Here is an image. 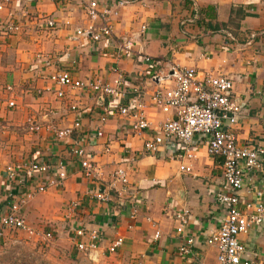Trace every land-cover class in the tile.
Returning a JSON list of instances; mask_svg holds the SVG:
<instances>
[{"label": "crops", "instance_id": "0c3cea01", "mask_svg": "<svg viewBox=\"0 0 264 264\" xmlns=\"http://www.w3.org/2000/svg\"><path fill=\"white\" fill-rule=\"evenodd\" d=\"M89 1H96L101 12L113 9L121 0H15L0 12L1 22L11 20L20 26L19 33L0 34V174L8 165L19 168L28 163L35 152L49 165L64 164L69 173L64 188L36 195L25 208L33 213L47 200L53 206L81 200L74 213V231L99 234L98 261L113 257L118 264H217V249L206 245L205 239L219 229L223 218L214 201L223 186L221 163L208 156L203 143L193 147L192 160L182 162L191 167L190 174L179 171L182 163L176 160L178 145H164L151 155L144 152V143L158 134L159 126L172 118L173 112L163 113L151 104L158 84L150 79L154 70L140 58L146 55L161 60L158 70L162 72L177 65L231 79L232 97L242 108L234 127L238 141L264 146L263 0H125L124 8L109 18L113 35L99 42L75 36L76 28L101 25L86 16L84 5ZM238 8L242 16L236 18L231 9ZM50 19L59 22L61 28H46L44 24ZM67 22L69 26L64 25ZM122 38L135 43L136 55L115 60L113 55ZM38 56L51 57L54 62L45 67ZM117 72L125 77L123 94L106 100L110 111L101 125L98 121L104 112L92 94L65 89L64 98L58 99L50 91L49 77L53 74L70 73L82 82L113 84ZM8 85L14 89V110L8 109L2 99V89ZM163 87L172 88V84ZM134 88L141 90L140 96L132 93ZM134 101L146 105L144 117L151 125L140 134L133 133L131 119L115 109ZM77 113L82 144L100 169L97 183L87 180L69 155L70 141L59 142L53 136V128L71 127ZM28 120L42 129L30 132ZM97 131H101V137ZM73 138L78 137L74 134ZM118 167L127 169L129 175V185L120 200L115 193L107 203L83 198L99 184L107 183ZM244 186L241 196L248 201L260 188L259 178L245 176ZM9 191L4 176L0 177L2 208ZM132 208L136 209L134 218ZM182 209L189 211L184 235L176 232L175 221ZM64 216L63 211V220ZM186 237L194 239V246L182 258L178 249L185 245ZM117 238L122 239V245L115 253H108L107 247ZM239 238L264 260V223ZM82 240L74 236V248L75 242ZM80 253L88 259L77 251V255Z\"/></svg>", "mask_w": 264, "mask_h": 264}, {"label": "built area", "instance_id": "2783aa9c", "mask_svg": "<svg viewBox=\"0 0 264 264\" xmlns=\"http://www.w3.org/2000/svg\"><path fill=\"white\" fill-rule=\"evenodd\" d=\"M13 1L15 0H0V12ZM52 1L61 3L64 0ZM126 4L127 1L121 0L113 9H104L100 12L96 1H89L84 5L85 14L91 21H100L101 25L99 28L93 26L87 29L76 28L75 36L90 37L94 42L109 39L113 35L109 18L112 15L115 16ZM64 25L69 26V23ZM44 26L48 29L61 28V24L52 19L45 22ZM144 30L145 27H142L141 31ZM19 32L20 26L16 22L0 21L1 36ZM254 37L255 35H252L251 39ZM134 47L135 43L132 40L120 39L113 55L115 60L133 58L136 55ZM38 58L42 59L45 67L51 66L54 62L51 57L38 56ZM140 59L142 63L154 70L150 79L151 82L158 84V88L150 97L151 104L163 113L173 112V117L159 126L158 134L144 143V152L151 155L157 153L164 145H178L180 150L176 154V160L182 163L192 160L195 157L193 147L203 143L208 156L220 161L223 176L222 189L214 196L215 203L223 212V218L219 229L208 235L205 244L217 249V264H264V260L260 259L255 252L249 251L239 238L242 234L264 223V146L242 145L238 141L234 127L238 124L242 108L232 97L233 81L223 75L215 76L192 67L177 65H172L168 71L162 72L158 70L161 60L146 55L141 56ZM49 81L50 91L58 99L64 98L65 89L92 94L96 104L100 105L104 112L98 121L101 125L105 123L106 115L110 111L105 106L106 100L123 94L121 91L125 84V77L117 72L113 84H104L100 80L82 82L74 79L70 73H62L51 75ZM166 83L169 85L171 83L172 88L163 87ZM13 91L11 85L2 89V99L10 110L17 108ZM132 93L140 96L142 92L139 88H134ZM145 108L146 105L135 101L132 104L115 107L120 116L131 119L130 128L135 134L151 129L150 123L144 117ZM71 110L75 113L76 107L72 106ZM27 123L30 132H39L42 129L33 121L28 120ZM80 133L79 113L76 114L71 127L53 128V136L57 141H70L69 155L77 161L83 176L97 183L101 177L100 169L87 154ZM74 134L78 138H73ZM97 136H102L101 131H97ZM179 171L190 174L191 167L182 163ZM253 175L259 178L260 188L253 191L254 198L243 201L241 192L245 187L244 177ZM3 176L10 191L7 193L5 201L8 202H5V208H2L0 204V232L2 230L21 231L39 242H49L52 239V233L38 232L26 223L23 208L36 195L64 188L69 176L65 165L62 163L49 165L40 154L35 152L30 161L19 168L12 165L6 166ZM128 185L127 169L118 167L107 183L99 184L94 190L85 193L83 198L107 203L115 193L120 200V195ZM23 189L26 191L23 192ZM14 196L19 198L13 201L11 198ZM80 201L75 200L67 204L66 218H70L79 209ZM135 215L136 209L132 208L131 218ZM175 221L176 232L184 235L189 221V211L186 209L178 211ZM74 235L83 239L75 242V249L84 253L90 261H97L99 234L95 231L87 233L84 229H77ZM158 236L159 233L156 232L155 237ZM84 239L87 241L85 242ZM121 245L122 239L117 238L107 247V252L115 253ZM193 246L194 239L186 237L185 245L178 249V255L182 258L188 256Z\"/></svg>", "mask_w": 264, "mask_h": 264}, {"label": "rangeland", "instance_id": "374dc122", "mask_svg": "<svg viewBox=\"0 0 264 264\" xmlns=\"http://www.w3.org/2000/svg\"><path fill=\"white\" fill-rule=\"evenodd\" d=\"M49 202L47 200L38 204L39 209L33 213L25 208L26 205L23 216L26 223L38 232L52 231V239L42 243L21 231L2 230L0 264H118L113 257L93 262L81 253L77 255L73 246L75 215L70 218L64 216L69 220L68 223L64 222L66 219L63 220V211L65 212L67 204L53 206Z\"/></svg>", "mask_w": 264, "mask_h": 264}, {"label": "trees", "instance_id": "16d2710c", "mask_svg": "<svg viewBox=\"0 0 264 264\" xmlns=\"http://www.w3.org/2000/svg\"><path fill=\"white\" fill-rule=\"evenodd\" d=\"M231 14L234 15L236 18L237 17H241L242 16V12L241 9H231Z\"/></svg>", "mask_w": 264, "mask_h": 264}]
</instances>
